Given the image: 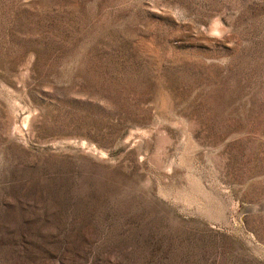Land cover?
Returning a JSON list of instances; mask_svg holds the SVG:
<instances>
[{
    "label": "rangeland",
    "instance_id": "obj_1",
    "mask_svg": "<svg viewBox=\"0 0 264 264\" xmlns=\"http://www.w3.org/2000/svg\"><path fill=\"white\" fill-rule=\"evenodd\" d=\"M0 264H264V0H0Z\"/></svg>",
    "mask_w": 264,
    "mask_h": 264
}]
</instances>
